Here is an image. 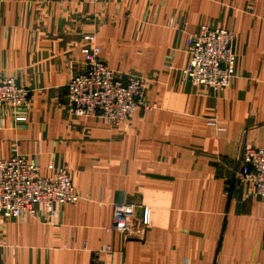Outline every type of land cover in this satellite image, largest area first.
Instances as JSON below:
<instances>
[{"label": "crops", "instance_id": "obj_1", "mask_svg": "<svg viewBox=\"0 0 264 264\" xmlns=\"http://www.w3.org/2000/svg\"><path fill=\"white\" fill-rule=\"evenodd\" d=\"M202 27L233 34L227 89L183 80ZM92 47L147 81L125 128L67 107ZM3 77L30 97L25 122L0 109V159L65 168L81 199L0 224V264H264V203L236 179L243 149L264 148V0H0ZM119 204L150 209L143 235L107 230Z\"/></svg>", "mask_w": 264, "mask_h": 264}, {"label": "built area", "instance_id": "obj_2", "mask_svg": "<svg viewBox=\"0 0 264 264\" xmlns=\"http://www.w3.org/2000/svg\"><path fill=\"white\" fill-rule=\"evenodd\" d=\"M233 38L223 28L202 27L191 34L187 39L190 59L182 71L183 80L195 87L229 88L235 77ZM82 56V68L75 72L66 88V103L72 114L99 118L113 128H125L136 112L150 108L145 104L146 80L135 75L125 79L118 76L102 60L98 47L84 48ZM29 97L30 91L15 77L0 78V109L12 110L17 122L27 120L23 109ZM236 179L264 203V148L243 149ZM80 199L67 169H60L51 178H42L39 165L29 163L25 156L0 159V224L19 218H37L40 206L48 216H53L56 204H76ZM137 208L133 204L116 205L107 230L129 233L139 229L143 235L150 225V209L143 208L138 219ZM110 251L107 247L101 253Z\"/></svg>", "mask_w": 264, "mask_h": 264}]
</instances>
